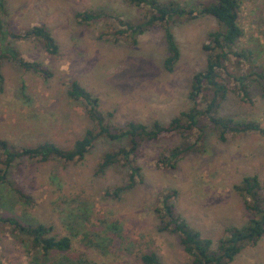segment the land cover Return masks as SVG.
Wrapping results in <instances>:
<instances>
[{"label": "rangeland", "instance_id": "1", "mask_svg": "<svg viewBox=\"0 0 264 264\" xmlns=\"http://www.w3.org/2000/svg\"><path fill=\"white\" fill-rule=\"evenodd\" d=\"M174 1L189 7L208 0ZM3 3L0 18L9 31L42 25L58 46L57 54L50 56L34 42L14 45L25 61L45 66L51 73L48 79L7 61L1 65L0 140L13 147L49 141L66 149L91 128L84 106L66 96L72 81L97 99L101 112L111 113V122L116 126L130 121L165 124L189 107L190 77L204 68L201 46L207 42V34L217 28L210 16L171 23L179 57L172 72H166L162 67L165 49L160 28L137 36L136 45L131 46L123 38L112 42L107 35L114 29L109 19L79 24L74 18L79 12L100 10L138 23L145 8L128 6L123 0ZM238 4L237 24L242 37L237 47L249 50L255 65L264 68V0H238ZM253 91L249 103L228 95L219 115L253 121L264 129V97L258 89ZM178 142L177 136H170L142 145L137 158L142 182L118 199H110L104 192H111L124 181L123 171L110 168L103 174L95 173L101 155L113 149L114 143L98 140L79 162H24L12 172L10 180L30 196L31 205L20 204L6 190L0 197V214L27 225L52 226L59 235L66 234L68 228L76 230L70 251L54 256L57 264H140L138 257L144 253H154L161 264H186L188 257L175 237L156 231L152 209L162 195L174 191L175 210L214 247L226 227L246 221L241 199L232 187L246 175L257 176L264 185V136L247 133L227 136L221 142L206 131L198 152L185 156L174 170L157 168L155 154ZM108 223L116 229H107ZM97 236L103 240L95 244ZM103 246L105 250L100 249ZM0 264L47 263L26 252L16 234L0 224ZM230 264H264V236Z\"/></svg>", "mask_w": 264, "mask_h": 264}, {"label": "trees", "instance_id": "2", "mask_svg": "<svg viewBox=\"0 0 264 264\" xmlns=\"http://www.w3.org/2000/svg\"><path fill=\"white\" fill-rule=\"evenodd\" d=\"M123 2L131 7L145 8L146 13L140 22L125 21L100 10L79 12L74 14V18L79 24L109 19L114 29L107 35L112 38V42L123 38L131 46L136 45L137 36L151 28H160L165 49L162 67L166 72H172L179 57L169 25L175 20H193L200 16H210L216 21L217 28L207 34V42L201 46L205 55L204 68L190 77L187 94L189 107L165 124L157 121L149 124L130 121L116 126L111 122V113L101 112L97 99L76 81H72L66 88V96L84 106L83 110L92 124L91 128L85 129L66 149L49 141L33 146L13 147L0 140V197L2 192L7 190L17 198V202L30 206V196L10 180L13 171L18 170L24 162L45 164L50 161H82L98 140L114 143L113 149L101 155L95 173L103 174L110 168H120L123 171L124 181L113 187L111 192H104V196L118 199L142 182L137 158L145 143L177 136L178 144L160 150L154 157L157 168L174 170L185 156L200 150L206 131L221 142L227 136L247 133L264 136V129L256 122L236 121L218 113L221 104L230 94L246 103L251 101L254 89H258L264 97V68L255 65L249 50L237 47V42L242 37V30L237 24L238 0L199 1L189 7H183L174 0ZM3 5V0H0V16ZM19 41L34 42L50 56L56 55L58 51L55 40L44 26H31L20 32H11L0 18V92L3 84L1 65L6 61L44 79L51 77L49 70L41 63L25 61L19 55L14 46ZM232 188L241 199L247 215L246 221L240 226L226 227L214 247L210 239L202 237L198 231L191 228L175 210L174 191L162 195L159 204L152 209L157 221L156 231L175 237L178 246L188 257L186 264H230L242 250L256 246L264 236V185L260 184L257 176L246 175ZM0 224L8 226L10 231L16 234L26 252H32L34 258L40 257L47 264H57L53 262L54 256L67 254L72 245V238L77 236V231L73 229L68 228L66 234L59 235L53 232L52 226L43 223L27 225L13 216L4 214H0ZM106 228L116 229L113 223H108ZM100 238L101 236H97L95 244L103 240ZM100 249L105 250L106 246ZM138 260L140 264H161L154 253L141 254Z\"/></svg>", "mask_w": 264, "mask_h": 264}]
</instances>
